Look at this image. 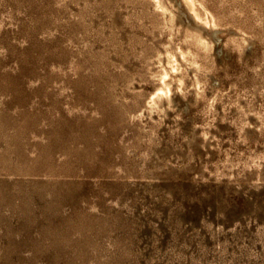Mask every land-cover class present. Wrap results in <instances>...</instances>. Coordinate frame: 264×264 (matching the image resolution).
Instances as JSON below:
<instances>
[{
    "label": "rangeland",
    "instance_id": "obj_1",
    "mask_svg": "<svg viewBox=\"0 0 264 264\" xmlns=\"http://www.w3.org/2000/svg\"><path fill=\"white\" fill-rule=\"evenodd\" d=\"M166 1L0 0V264H264V0Z\"/></svg>",
    "mask_w": 264,
    "mask_h": 264
},
{
    "label": "bare ground",
    "instance_id": "obj_2",
    "mask_svg": "<svg viewBox=\"0 0 264 264\" xmlns=\"http://www.w3.org/2000/svg\"><path fill=\"white\" fill-rule=\"evenodd\" d=\"M152 1L155 3V6L159 10L160 14L164 17V19H162V21L164 20L165 23L169 24L171 27V25H173L175 14L170 9V6H169L170 4H168L167 1L165 2V0H152ZM182 1H183L182 3L186 6V9L191 11L194 14L195 18H197L200 21V23H202L203 25H206V26H211L214 24L213 14L211 11H209L207 9V7H205L204 5H200V3H199V5L201 6V8H199L200 6L196 5V0H182ZM191 37L192 38L190 40L188 38H186L184 40L185 45H186L185 49H183L178 44H174L171 41H169L166 44L163 51H157V53L155 54V58H154L155 64H157L159 69L157 71H154V73H153L154 76L157 77V85L155 86V90L148 96V98L146 100V104H147L146 106L149 108V110H156L159 113H162V112L164 113L165 106L166 105L168 106L170 104L171 97H172L171 92L173 91L174 88L180 89V87H181L180 76L181 75L178 76V74H177L181 70V61L180 60H185V61L189 60L188 62H190V63L187 62L189 65L190 64L197 65L199 63L198 59L201 56L205 57L207 51H209L208 49H209V47H211L210 46L211 45L210 40L207 37H205L204 34H202L200 31H196V33L193 34V36L191 35ZM164 57H166V60H167L166 63H163V61H162ZM187 63H185V65ZM186 66H184V67H186ZM192 66L190 68H192ZM194 68H195V66H194ZM195 70H196V68H195ZM173 74H176V75H173ZM138 95L140 97L139 93H138ZM141 97H143V96H141ZM135 103H136V101H135ZM136 110H138V109H136ZM145 110H147V109H145ZM137 117H139V115ZM42 141H45V140H42ZM58 161H59V158H58Z\"/></svg>",
    "mask_w": 264,
    "mask_h": 264
}]
</instances>
